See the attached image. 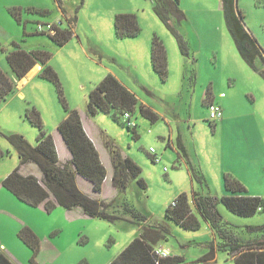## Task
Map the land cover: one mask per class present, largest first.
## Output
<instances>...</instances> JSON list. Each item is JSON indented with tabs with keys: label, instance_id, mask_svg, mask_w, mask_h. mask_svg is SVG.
<instances>
[{
	"label": "rangeland",
	"instance_id": "obj_1",
	"mask_svg": "<svg viewBox=\"0 0 264 264\" xmlns=\"http://www.w3.org/2000/svg\"><path fill=\"white\" fill-rule=\"evenodd\" d=\"M14 4L22 5L16 7L20 20L7 8ZM235 5L246 27L264 49V0H236ZM46 8V12L41 11ZM179 8L181 13L177 16L171 13L170 20L189 47L186 56L181 53L173 30L156 13L153 0H0V29L19 34L18 43L26 50L42 47L52 53L49 63L60 76L69 105L84 111L85 118L92 119L100 128L102 138L106 134L112 137L121 152L142 167L148 187L143 189L137 180L131 179L124 193L126 199L147 214L149 222L167 221L171 234L163 243L172 253L185 256L187 261L182 264H202L191 259L204 248L209 250L213 241L217 243V234L199 216L192 198V207L201 220L198 230L168 221L166 205L182 192L193 195V189L201 195L226 194L225 173L239 179L249 194L264 196V78L240 55L226 24L222 0H180ZM122 12L137 15L141 26L137 36H117L115 17ZM60 21L61 27L71 28L75 34L64 45L54 42L49 31L37 30L39 23ZM155 34L163 39L167 49L169 72L165 80L155 72L151 62ZM1 37L0 30V66L9 69L18 84L19 78L2 48L11 49L13 41ZM110 67L141 94L143 103L160 112L153 122L136 108L133 118L138 124V137L128 125L115 119L114 113L100 110L91 114L88 109L90 91L106 73L112 72ZM137 78L149 86L150 92ZM23 84L0 105V147L9 151L0 158V195H14L2 181L20 162L7 136L22 134L32 145L38 144L40 130L27 117V110L36 106L41 111L44 128L50 133L52 129L58 130V124L66 115L57 86L43 78L40 71ZM207 89L211 98L221 103L225 121L210 118L203 99ZM97 140H102L101 136ZM179 140L187 156L182 150L178 152ZM151 146L161 154V162L152 160ZM188 160L204 175V184L196 177L192 181ZM109 168L112 170L111 166ZM27 172L41 175L35 163L23 168L22 173ZM85 183L80 185L81 190L91 192L90 182ZM113 194V186L106 183L104 195ZM60 209L63 212L56 208L48 212L30 207L26 213L40 236L52 240L61 251L60 256L55 257L43 241L36 257L38 264H107L130 243L134 238L130 239L132 234L140 232L131 221L112 223L93 217H67L66 209L61 206ZM218 209L225 221L239 229L264 224V212L240 216L229 211L222 202ZM55 228L60 230L56 232ZM241 236L249 235L245 230ZM8 246L22 263L33 264V251L28 245L24 255L19 251L24 246L17 248L12 242H8ZM217 263L234 264L224 250H217Z\"/></svg>",
	"mask_w": 264,
	"mask_h": 264
},
{
	"label": "trees",
	"instance_id": "obj_2",
	"mask_svg": "<svg viewBox=\"0 0 264 264\" xmlns=\"http://www.w3.org/2000/svg\"><path fill=\"white\" fill-rule=\"evenodd\" d=\"M153 1L156 13L178 38L181 53L185 56L189 55L188 45L170 20L171 13H176V16L181 13L180 0ZM235 3L236 0H222L226 24L240 55L264 78V49L246 27L240 13H237ZM9 9L10 13L20 20L18 8ZM41 11L46 12L47 9ZM115 31L120 38L137 36L141 31L137 15L132 12L116 14ZM73 35L74 31L71 28H63L61 24H55L54 31L49 33L51 39L58 45L66 44ZM12 46V49H3L8 64L19 79L25 77L39 63L42 65L41 76L57 86L59 98L66 112L64 119L58 124V131L71 152V158L64 163L60 162L54 136L44 128L41 111L33 106L27 110L26 115L39 127L38 144L32 145L22 134L13 133L7 136L18 152L20 162L3 179L2 185L19 200L32 207L44 204L48 212H52L57 206L67 210L80 207L86 215L93 218L112 223L127 220L136 224L140 228V233L108 264L185 263L187 260L182 254H170L159 258L153 253L154 246L171 234L170 226L165 221L149 222L148 215L126 199L124 193L131 179L137 180L143 189H146L148 184L142 176V167L132 157L124 155L109 135L106 134L103 138L113 165L112 185L117 191L116 196L111 199L96 198L78 187L77 176L82 175L92 182L95 192L102 191L107 168L101 160L100 153L84 128L79 110L71 107L67 101L60 76L49 63L52 53L42 47L26 50L18 42H13ZM257 61H260V64ZM151 62L155 72L165 80L169 72L167 49L163 39L157 34L152 39ZM16 88V82L0 66V105ZM211 102L215 101L211 100V92L207 89L204 104L208 106ZM137 107L151 121L154 122L159 118L156 112L139 103L137 95L111 72L107 73L89 93L88 109L91 114H96L100 110L112 112L115 119L123 122L124 111L133 113ZM223 114L224 112L221 117ZM131 129L138 137L136 128ZM178 145L179 151L182 150L187 156L183 143L179 141ZM7 154L9 151L0 147V158ZM27 163H35L38 166L42 174L41 178L32 173L21 172V167ZM190 165L192 166L188 160L187 166L192 178L196 177L200 184H204L206 180L204 175L199 169ZM224 186L228 193L218 197L201 195L198 191L194 193L199 212L218 236L217 249L226 251L234 264H264V224L248 225L246 229H239V226L225 221L217 208L219 202H222L234 214L250 217L258 212H264V196L249 194L246 186L230 173L224 174ZM174 201H176L174 205L171 202L166 208V218L186 229L198 230L201 227V220L192 211L187 192L177 195ZM245 230L249 235L247 238L241 236ZM18 236L32 249L31 262L38 264L36 257L41 247L39 235L31 227L24 226L19 230ZM216 260L214 247L199 260L197 259L202 264H215Z\"/></svg>",
	"mask_w": 264,
	"mask_h": 264
},
{
	"label": "crops",
	"instance_id": "obj_3",
	"mask_svg": "<svg viewBox=\"0 0 264 264\" xmlns=\"http://www.w3.org/2000/svg\"><path fill=\"white\" fill-rule=\"evenodd\" d=\"M20 6L22 7L21 4H19V5L14 4V5H8L7 8L20 7ZM0 30L3 33V37H1V39L6 40V41L10 40L11 42L12 41L13 42H18L17 36L19 34L18 35L17 34L16 35L15 34H11L5 28L4 29L2 28ZM74 36H75V34L73 35V37ZM2 48H6V47L3 46ZM12 48H13V46H12ZM83 48L85 50V47L84 46H83ZM41 68H42V65L41 64H39V63L36 64L33 67V69H31V71L29 72V74H27L25 77H23L21 79H18L17 87L18 88L23 87L24 86L23 83L26 82L27 80L31 79L32 77H34L40 71ZM3 69L12 78V76L10 74V70L9 69L8 70H5V68H3ZM110 71L114 72L115 73L114 75H116L129 89H131L137 95V97L139 99V103L144 104L145 106H147L145 103L142 102V96H141V94L137 90H135V88H133V86L129 82L125 81L119 75V73L117 71H115L114 69H112L111 67H110ZM137 80L140 81L139 78H137ZM140 85L143 86L147 92H150L149 86L147 84L142 83L140 81ZM19 94L21 96L24 95L23 92H19ZM205 96H206V92L204 93L203 99L205 98ZM211 100H213V99L211 98ZM224 104L226 105V103H224ZM147 107H149V106H147ZM151 108L157 114L160 113L156 108H154V107H151ZM79 112H80L81 117H82V122H83L84 128H85L87 134L89 135V137L93 140L94 144L96 145V147H97V149H98V151L100 153L101 160L103 161V163L105 164V166L107 168V176L105 178V181H104V184H103V189H102L101 192H98V193L95 192L93 190V184H92V182L89 181L88 179H86L85 177H83L82 175H78L77 176V184H78V187L81 189V186L80 185L82 183L83 184H86L85 182L86 181L87 182L89 181L90 182V186H91V192L88 191V192H85V193L89 194L90 196L96 197V198L111 199L114 196H116V194H117V191H116V189L114 187H113L114 188V194L113 195H111V196L104 195V189H105L106 183H109L110 182V184L112 185L113 165H112V162H111L109 150L107 149V147L105 145V141L102 138L100 128L98 126H96V124L94 123V121L92 119L86 117L87 118V120H86V118H85V112L84 111L79 110ZM158 116H159V114H158ZM225 119L226 118L221 117V119H219V120L225 121ZM52 133H53V136H54L55 145H56L57 152H58V155H59V160H60L61 163H64V162H66L67 160H69L71 158V152H70L67 144L65 143V141H64L61 133L57 130V128L56 129H52ZM137 133H138V136H140L139 132H137ZM100 136H101V139L102 140H99L98 141L97 140V137H100ZM179 141H178V143H179ZM169 143H170V141H169ZM101 146H102V148H101ZM101 149L104 150V153H103V151ZM178 152H179V150H178ZM106 156H107V158H106ZM179 157H182L181 154H179ZM29 164L30 163H27V164L23 165L21 167V172H22L23 168H26V166H28ZM110 166L112 167V170H110V168H109ZM28 173L29 174H31V173L32 174H35L34 172H27V173H24V174H28ZM35 175L38 176L39 178H41V176H42V174L41 175L35 174ZM191 179H192V181H194L193 178H192V176H191ZM195 191L196 190L193 189V195H189L190 202H191V198H192V202L194 203V205H195V207H196V209H197V211L199 213V216L202 217L201 213L199 212V210H198V208L196 206L195 200H194V193H195ZM225 191H226V194H227L228 191L227 190H225ZM169 204L170 203H168L166 205V208H167V206ZM191 206H192V203H191ZM30 207H32V206H30L29 204H27V203L19 200L15 195H0V264H25L24 261L22 263L20 260L17 259V257L14 254V251H13L12 247L11 246H8V242L14 243L17 248H22V246H24V249L23 250H21V249L19 250L20 253H22L24 255L25 250H26V247L25 246H27V244H25L21 240V238L18 236V233H17V232H19V230L22 227L29 226L32 229H34L35 232L40 236L37 228H35V224L28 219V216L26 214V213H28L30 211ZM37 207L38 208H43V209L46 210L44 204H41V205H39ZM217 208H218V205H217ZM56 209L60 210V212H63L62 209H60V206H57ZM192 211L195 213L193 207H192ZM64 212H66L65 214H66L67 217H76V218L82 217V216L83 217H90V216L86 215L80 207H74L71 210H67L66 209V210H64ZM199 216L197 215L198 218H199ZM165 222H167V221H165ZM206 223L210 226V224L207 221H206ZM210 228H211V226H210ZM59 230H60L59 228H55L54 229V231H56V232L59 231ZM212 231H213V229H212ZM213 233H214V231H213ZM136 235H138V234L135 232L134 234H132L130 236V239H132ZM44 237H41L40 236L41 246H43V241H45L48 244L49 248L51 250H53L52 253L55 255V257H59L60 254H61V251L58 249L57 244L56 243H52V240L47 239V238H44ZM48 240H49V243H48ZM164 240H167V239H164ZM164 240H161L159 242V244L165 245L163 243ZM212 247H214L216 249V259H217V250H218L217 249V243H216V241L215 242L213 241L211 243V245H210L209 250H205V248H204L202 250L201 254H199L198 256H196L194 258H192L191 260H196V259L199 260L200 257H202L205 254H207L208 252H210V250L212 249ZM171 254L172 255H176L177 253L174 254L171 251ZM109 262H110V260H109ZM109 262H107V264ZM194 263H196V262H194ZM43 264H45V263H43ZM215 264H218L217 263V260H216V263Z\"/></svg>",
	"mask_w": 264,
	"mask_h": 264
},
{
	"label": "built area",
	"instance_id": "obj_4",
	"mask_svg": "<svg viewBox=\"0 0 264 264\" xmlns=\"http://www.w3.org/2000/svg\"><path fill=\"white\" fill-rule=\"evenodd\" d=\"M61 23H62L61 21H60V23H46V24L39 23L37 26V30L39 32H45V31L53 32L55 24H61ZM208 109H209V114H210L211 119L220 118L222 115V112H223L221 105H219L215 102H211L208 105ZM122 120L126 125H128L131 128H136L138 125L136 120L133 118V113L130 111H124V113L122 114ZM149 151H150V154L152 155L153 160L155 162L161 161V159H162L161 154L158 153V151L156 150L155 147L151 146ZM164 168H165V170L167 169L166 166ZM175 203H176V201L173 200L172 204L174 205ZM153 253L157 257L162 258V257L169 256L171 254V251H170L169 247H166L162 244H158V245L154 246Z\"/></svg>",
	"mask_w": 264,
	"mask_h": 264
},
{
	"label": "bare ground",
	"instance_id": "obj_5",
	"mask_svg": "<svg viewBox=\"0 0 264 264\" xmlns=\"http://www.w3.org/2000/svg\"><path fill=\"white\" fill-rule=\"evenodd\" d=\"M33 69V68H32Z\"/></svg>",
	"mask_w": 264,
	"mask_h": 264
},
{
	"label": "water",
	"instance_id": "obj_6",
	"mask_svg": "<svg viewBox=\"0 0 264 264\" xmlns=\"http://www.w3.org/2000/svg\"><path fill=\"white\" fill-rule=\"evenodd\" d=\"M31 71V70H30Z\"/></svg>",
	"mask_w": 264,
	"mask_h": 264
}]
</instances>
